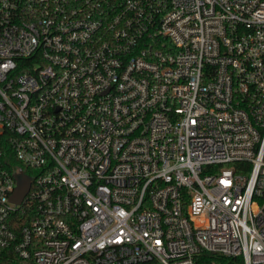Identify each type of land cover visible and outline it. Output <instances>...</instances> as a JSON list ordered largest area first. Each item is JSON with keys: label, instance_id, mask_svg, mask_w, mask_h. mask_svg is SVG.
<instances>
[{"label": "built area", "instance_id": "2783aa9c", "mask_svg": "<svg viewBox=\"0 0 264 264\" xmlns=\"http://www.w3.org/2000/svg\"><path fill=\"white\" fill-rule=\"evenodd\" d=\"M11 248L13 264H264V0H0Z\"/></svg>", "mask_w": 264, "mask_h": 264}, {"label": "trees", "instance_id": "16d2710c", "mask_svg": "<svg viewBox=\"0 0 264 264\" xmlns=\"http://www.w3.org/2000/svg\"><path fill=\"white\" fill-rule=\"evenodd\" d=\"M15 164L16 166L21 167L22 169L31 173V169L29 167H26L22 163L15 161ZM26 223H27V219L25 218V216H19L17 219L18 227H16V230L19 232V229ZM12 260L19 261L18 256L16 255V253L14 252L12 248L11 249H0V264H13L12 262H10ZM230 264H237V263L230 262ZM239 264H243V263L240 261Z\"/></svg>", "mask_w": 264, "mask_h": 264}, {"label": "water", "instance_id": "95a60500", "mask_svg": "<svg viewBox=\"0 0 264 264\" xmlns=\"http://www.w3.org/2000/svg\"><path fill=\"white\" fill-rule=\"evenodd\" d=\"M17 186L11 197L15 203H21L24 197L28 194L31 187V177L25 173H16Z\"/></svg>", "mask_w": 264, "mask_h": 264}]
</instances>
